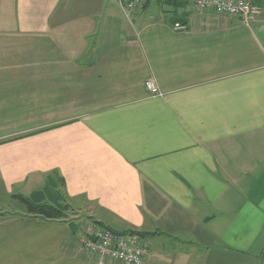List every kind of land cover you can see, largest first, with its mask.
Wrapping results in <instances>:
<instances>
[{"label":"crops","instance_id":"crops-1","mask_svg":"<svg viewBox=\"0 0 264 264\" xmlns=\"http://www.w3.org/2000/svg\"><path fill=\"white\" fill-rule=\"evenodd\" d=\"M193 1L0 0V264H96L90 222L139 232L141 264L258 259L264 19Z\"/></svg>","mask_w":264,"mask_h":264},{"label":"built area","instance_id":"built-area-1","mask_svg":"<svg viewBox=\"0 0 264 264\" xmlns=\"http://www.w3.org/2000/svg\"><path fill=\"white\" fill-rule=\"evenodd\" d=\"M117 1L128 13H132L140 8L145 0ZM193 5L198 12L214 10L239 18L245 25L258 18L264 19V6L250 0H194ZM174 27L181 29L184 26L175 23ZM145 85L148 91L155 92L152 82L147 81ZM79 237L84 249L97 257L96 264H103L106 259L123 264H141L147 254L141 238L133 232L116 231L108 226L90 222L81 227Z\"/></svg>","mask_w":264,"mask_h":264},{"label":"trees","instance_id":"trees-1","mask_svg":"<svg viewBox=\"0 0 264 264\" xmlns=\"http://www.w3.org/2000/svg\"><path fill=\"white\" fill-rule=\"evenodd\" d=\"M25 209L28 216L41 219H66L69 206L65 203H51L34 196H25L23 194H13ZM137 234L141 238V234L136 231L126 230ZM125 231V232H126ZM123 232V231H121Z\"/></svg>","mask_w":264,"mask_h":264},{"label":"rangeland","instance_id":"rangeland-1","mask_svg":"<svg viewBox=\"0 0 264 264\" xmlns=\"http://www.w3.org/2000/svg\"><path fill=\"white\" fill-rule=\"evenodd\" d=\"M11 209H13V207H10ZM15 209V211H16V208H14ZM74 214V212H72V211H68V216L69 215H73ZM263 248H264V246H263ZM262 248V250H261V252L259 253V257H258V259L257 260H254L253 258H246V256L244 257L245 258V260H248L250 263H252V264H259L260 262H261V264H264V249ZM231 259V258H230ZM229 259V260H230Z\"/></svg>","mask_w":264,"mask_h":264},{"label":"water","instance_id":"water-1","mask_svg":"<svg viewBox=\"0 0 264 264\" xmlns=\"http://www.w3.org/2000/svg\"><path fill=\"white\" fill-rule=\"evenodd\" d=\"M260 263H261V262H260ZM260 263H259V264H260Z\"/></svg>","mask_w":264,"mask_h":264}]
</instances>
